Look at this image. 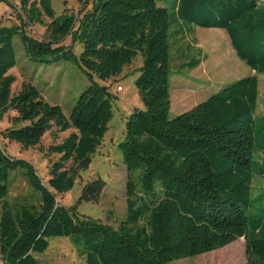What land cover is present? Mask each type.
Here are the masks:
<instances>
[{
  "label": "trees",
  "instance_id": "1",
  "mask_svg": "<svg viewBox=\"0 0 264 264\" xmlns=\"http://www.w3.org/2000/svg\"><path fill=\"white\" fill-rule=\"evenodd\" d=\"M18 2L26 22L49 20L44 24L48 37L28 34L21 18L20 24L0 26V119L16 112L2 135L28 149L53 127L73 132L48 147V153L58 155L49 164L48 185L30 163L10 157L0 144L1 264H38L34 255L54 236H69L81 246L85 264H170L238 238L245 239L246 264H264V206L254 207L257 214L247 213L252 181L264 175V162L253 159L257 149L264 151L255 139L256 77L240 78L169 118L171 16L157 0H92L78 19L56 16L50 0ZM173 8L180 22L176 35L193 25L224 29L237 56L264 72V2L173 0ZM17 36L31 60L73 62L90 81L69 117L29 82L12 92L15 76L9 72L17 62ZM67 36L81 44L79 55L62 44ZM138 53L143 63L135 85L144 109L127 117L119 143L127 171V208L125 219L113 228L79 217L74 206L67 208L56 197L69 191L88 167L112 117L116 95L94 77L118 76ZM199 63L193 59L181 67ZM18 168L25 169L37 202L7 200L10 174ZM102 188L100 180L86 184L79 200H97Z\"/></svg>",
  "mask_w": 264,
  "mask_h": 264
},
{
  "label": "rangeland",
  "instance_id": "2",
  "mask_svg": "<svg viewBox=\"0 0 264 264\" xmlns=\"http://www.w3.org/2000/svg\"><path fill=\"white\" fill-rule=\"evenodd\" d=\"M92 0H50L56 16L62 14L74 15L80 18L86 9L91 7ZM158 5L167 8L171 16L170 27V109L169 118L190 110L196 104L204 101L210 95L218 92L226 85L246 76L257 79V107L255 112V139L257 144L264 145V72L250 68L234 51L226 30L220 28H205L191 26L184 34L176 35L179 26L173 8V0H157ZM264 2V0H259ZM24 21L28 34L39 39L48 37L44 23L26 22L18 0H0V26L20 24ZM187 25V24H186ZM188 26V25H187ZM77 27V22H76ZM71 45L73 52L79 55L81 44L72 42L71 36L63 41ZM16 51V66L9 73L15 76L12 92H18L23 83L29 82L41 93V96L51 104L59 105L66 117H69L80 94L90 85L84 72L73 62L58 60L38 62L31 60L17 36L14 39ZM200 59L197 67H181L185 62ZM143 57L138 53L131 64L125 66L122 72L106 81L94 77L99 84L109 86L116 95L112 100V117L107 124L100 146L91 155L88 167L81 170L72 188L62 195H57L59 204L74 210L79 217L99 220L113 228L125 219L127 208L126 166L123 162L119 143L124 140L126 120L134 110H143L135 80L139 76ZM117 86L122 89L117 91ZM15 111H8L0 119V144L10 157L25 160L35 169L44 185H48L49 164L58 158L57 154L48 153V147L59 143L73 129L59 131L55 127L47 131L39 144L23 149L20 144L5 139L2 132L12 125L11 118ZM254 161L264 162V151L257 149ZM100 180L103 188L97 200H79L86 184ZM264 175H255L252 181L251 206L248 215L259 212L254 207L264 206ZM38 193L32 191L24 168L11 172L9 179V195L7 200L29 198L37 202ZM253 206V207H252ZM264 229V223H263ZM245 239L238 238L221 249L172 261L170 264H246L244 249ZM81 246L72 243L69 236H54L48 239V247L34 256L38 264H85L81 254Z\"/></svg>",
  "mask_w": 264,
  "mask_h": 264
},
{
  "label": "built area",
  "instance_id": "3",
  "mask_svg": "<svg viewBox=\"0 0 264 264\" xmlns=\"http://www.w3.org/2000/svg\"><path fill=\"white\" fill-rule=\"evenodd\" d=\"M118 89H120V88H119V87H117V90H118ZM0 264H1V262H0Z\"/></svg>",
  "mask_w": 264,
  "mask_h": 264
},
{
  "label": "crops",
  "instance_id": "4",
  "mask_svg": "<svg viewBox=\"0 0 264 264\" xmlns=\"http://www.w3.org/2000/svg\"><path fill=\"white\" fill-rule=\"evenodd\" d=\"M244 246H245V244H244ZM244 249H245V247H244Z\"/></svg>",
  "mask_w": 264,
  "mask_h": 264
}]
</instances>
